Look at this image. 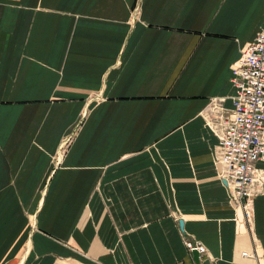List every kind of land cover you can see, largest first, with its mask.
Masks as SVG:
<instances>
[{"label": "crops", "instance_id": "obj_1", "mask_svg": "<svg viewBox=\"0 0 264 264\" xmlns=\"http://www.w3.org/2000/svg\"><path fill=\"white\" fill-rule=\"evenodd\" d=\"M263 24L264 0H0V264H195L185 239L264 264V193L229 204L206 118Z\"/></svg>", "mask_w": 264, "mask_h": 264}, {"label": "built area", "instance_id": "obj_2", "mask_svg": "<svg viewBox=\"0 0 264 264\" xmlns=\"http://www.w3.org/2000/svg\"><path fill=\"white\" fill-rule=\"evenodd\" d=\"M231 82L235 87L232 109L223 107V98L212 99L206 118L218 138L214 164L218 177L226 181L229 204L249 221L254 198L264 193V169L255 167L257 161H264V24L233 66ZM184 246L190 254H206L196 240L185 239ZM253 256L242 253V257Z\"/></svg>", "mask_w": 264, "mask_h": 264}, {"label": "water", "instance_id": "obj_3", "mask_svg": "<svg viewBox=\"0 0 264 264\" xmlns=\"http://www.w3.org/2000/svg\"><path fill=\"white\" fill-rule=\"evenodd\" d=\"M223 183L226 185V181H223ZM179 226L182 227L181 221L179 222ZM192 257L195 264H200L198 254L196 252H192Z\"/></svg>", "mask_w": 264, "mask_h": 264}]
</instances>
